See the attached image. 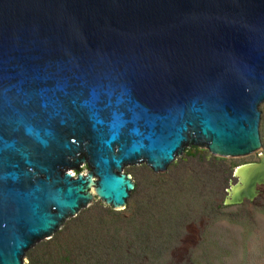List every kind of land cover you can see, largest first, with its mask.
<instances>
[{
    "label": "water",
    "instance_id": "95a60500",
    "mask_svg": "<svg viewBox=\"0 0 264 264\" xmlns=\"http://www.w3.org/2000/svg\"><path fill=\"white\" fill-rule=\"evenodd\" d=\"M263 104L264 0H0V264L187 147L259 154L225 205L254 202Z\"/></svg>",
    "mask_w": 264,
    "mask_h": 264
},
{
    "label": "rangeland",
    "instance_id": "374dc122",
    "mask_svg": "<svg viewBox=\"0 0 264 264\" xmlns=\"http://www.w3.org/2000/svg\"><path fill=\"white\" fill-rule=\"evenodd\" d=\"M264 155V104L260 107ZM258 154L220 159L186 148L166 171L127 166L136 188L121 211L95 200L24 264H264V187L254 202L227 207L233 172ZM81 171H89L81 165Z\"/></svg>",
    "mask_w": 264,
    "mask_h": 264
},
{
    "label": "clouds",
    "instance_id": "9594fccd",
    "mask_svg": "<svg viewBox=\"0 0 264 264\" xmlns=\"http://www.w3.org/2000/svg\"><path fill=\"white\" fill-rule=\"evenodd\" d=\"M259 153H260V152H259ZM262 155H263V154H262ZM258 157H259V154H258ZM249 165H250V164H249ZM243 166H245V165H243ZM241 167H242V166H241ZM239 168H240V167H239ZM81 169H82V168H81ZM237 169H238V168H237ZM237 169H236V170H237ZM236 170H234V171H236ZM71 172L73 173V176L76 177L77 173H74L73 171H71ZM80 173H83V172L80 171ZM232 180H233V176H232ZM230 189H231V187H230ZM230 189H229V190H230ZM227 193H228V192H227Z\"/></svg>",
    "mask_w": 264,
    "mask_h": 264
},
{
    "label": "bare ground",
    "instance_id": "6f19581e",
    "mask_svg": "<svg viewBox=\"0 0 264 264\" xmlns=\"http://www.w3.org/2000/svg\"><path fill=\"white\" fill-rule=\"evenodd\" d=\"M237 174H239V171H237L236 175H237ZM262 187H264V185H263V186H260V187H258V189H257V190L260 192V189H261ZM236 190H237V189H234V192H236ZM119 211H120V210H119Z\"/></svg>",
    "mask_w": 264,
    "mask_h": 264
}]
</instances>
